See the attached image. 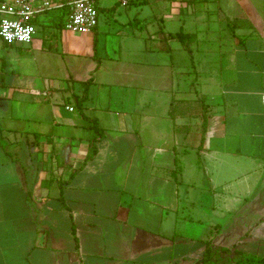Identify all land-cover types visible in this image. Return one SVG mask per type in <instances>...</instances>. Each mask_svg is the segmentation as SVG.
Here are the masks:
<instances>
[{"label": "crops", "instance_id": "obj_1", "mask_svg": "<svg viewBox=\"0 0 264 264\" xmlns=\"http://www.w3.org/2000/svg\"><path fill=\"white\" fill-rule=\"evenodd\" d=\"M52 2L0 41V264L264 258V0Z\"/></svg>", "mask_w": 264, "mask_h": 264}, {"label": "built area", "instance_id": "obj_2", "mask_svg": "<svg viewBox=\"0 0 264 264\" xmlns=\"http://www.w3.org/2000/svg\"><path fill=\"white\" fill-rule=\"evenodd\" d=\"M70 8L65 30L92 33L98 26L97 0H64ZM54 7L52 0L0 1V41L8 46L29 45L37 33L34 21ZM68 110L73 111L72 107Z\"/></svg>", "mask_w": 264, "mask_h": 264}, {"label": "rangeland", "instance_id": "obj_3", "mask_svg": "<svg viewBox=\"0 0 264 264\" xmlns=\"http://www.w3.org/2000/svg\"><path fill=\"white\" fill-rule=\"evenodd\" d=\"M187 2V1H185ZM178 6H182L184 9L186 7L187 4H180L177 3ZM148 7V6H147ZM153 8V7H152ZM154 8H157V6H154ZM147 12L149 13L148 15L151 16V18H153V11L151 10L150 6L147 8ZM100 13L98 12V25L100 24ZM159 24L158 23H153V22H149V24H147L148 29H153V27H157ZM183 23H181L178 27H173L174 29H172L170 32L172 33H179V32H187L186 27H182ZM147 45H150V40L147 38ZM173 48H176L180 51H177V56L180 55V53L182 52V55L188 56V54L184 51V49L182 48V44L180 42H173L172 44ZM213 252V251H212ZM212 254V253H211ZM213 258H214V262L211 263V261L209 259H207V263L206 264H237L238 261H240L241 259H243V257L245 255L250 256V254H245V253H232L231 250H222L220 252L218 251H214V253L212 254Z\"/></svg>", "mask_w": 264, "mask_h": 264}, {"label": "trees", "instance_id": "obj_4", "mask_svg": "<svg viewBox=\"0 0 264 264\" xmlns=\"http://www.w3.org/2000/svg\"><path fill=\"white\" fill-rule=\"evenodd\" d=\"M174 38L178 39L180 42L183 43V45L185 46V49L191 54V49H190V44L189 42L187 41L190 37L188 35H185L183 33H178L176 34L175 36H173ZM98 133L99 135L101 134V131L100 129H98ZM212 251L209 249L206 253V256L204 258V263L206 264L207 263V259H209L211 261V263L214 262V258L212 257L213 253ZM237 264H264V258L262 257H257V256H254V255H245L243 257V259H241L240 261L237 262Z\"/></svg>", "mask_w": 264, "mask_h": 264}]
</instances>
